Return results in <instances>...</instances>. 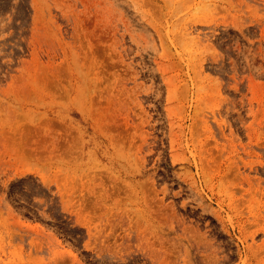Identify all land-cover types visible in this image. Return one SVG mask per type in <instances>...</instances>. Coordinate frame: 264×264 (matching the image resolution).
Here are the masks:
<instances>
[{"label":"rangeland","instance_id":"obj_1","mask_svg":"<svg viewBox=\"0 0 264 264\" xmlns=\"http://www.w3.org/2000/svg\"><path fill=\"white\" fill-rule=\"evenodd\" d=\"M0 264H264V0H0Z\"/></svg>","mask_w":264,"mask_h":264}]
</instances>
